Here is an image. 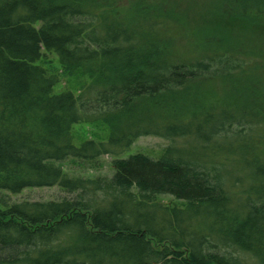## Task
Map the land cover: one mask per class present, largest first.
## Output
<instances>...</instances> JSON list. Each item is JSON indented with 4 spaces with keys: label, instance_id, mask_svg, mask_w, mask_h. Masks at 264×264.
Instances as JSON below:
<instances>
[{
    "label": "trees",
    "instance_id": "16d2710c",
    "mask_svg": "<svg viewBox=\"0 0 264 264\" xmlns=\"http://www.w3.org/2000/svg\"><path fill=\"white\" fill-rule=\"evenodd\" d=\"M173 4L0 0V264H264V0H212L227 26L186 58ZM147 135L171 142L120 156ZM105 154L111 175L61 165Z\"/></svg>",
    "mask_w": 264,
    "mask_h": 264
},
{
    "label": "rangeland",
    "instance_id": "374dc122",
    "mask_svg": "<svg viewBox=\"0 0 264 264\" xmlns=\"http://www.w3.org/2000/svg\"><path fill=\"white\" fill-rule=\"evenodd\" d=\"M171 2V0H169ZM180 2L181 5L173 4L176 8L183 11L181 23L177 21L172 22L169 28V35L173 37L172 48L174 54L181 57H189L195 53L196 46H198V41L196 36L192 33L193 30L203 24L206 27H212L215 24L221 25L222 28L227 26L225 21H221L217 16L212 18L213 7L212 0H174ZM128 0H121L122 4H127ZM185 9L188 11H185ZM187 12V14H185ZM185 14V15H184ZM221 16V14H220ZM230 26V25H229ZM234 30H240L243 28L242 25L237 24L236 26H230ZM249 31H254L255 34L249 35L244 34L246 39H248L249 46L254 45L255 47L264 48V26L259 27H248ZM190 30L192 32L190 33ZM242 35V34H239ZM67 81L64 78L60 83L57 84L56 89L60 90L65 88ZM99 131L95 129L92 125H83L77 129V133L82 139L94 136L95 132ZM99 135V133H98ZM81 139V140H82ZM171 141L155 135L141 136L134 141L132 146L126 152L120 154V156L125 157L131 152H145L151 156L158 157L161 155L163 149L169 145ZM116 156L112 154H105L100 157L98 161H81L75 158H69L62 162V168L70 176H83V177H96L99 175H111L114 170V158ZM12 201H22V200H50L58 199L65 195L58 186L52 187H33L26 188L22 192L13 194L10 192H5ZM170 199V198H168Z\"/></svg>",
    "mask_w": 264,
    "mask_h": 264
}]
</instances>
